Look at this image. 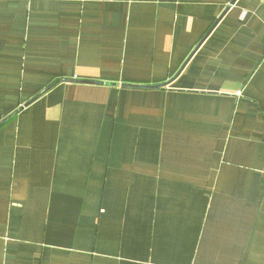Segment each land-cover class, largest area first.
<instances>
[{
	"label": "crops",
	"instance_id": "1",
	"mask_svg": "<svg viewBox=\"0 0 264 264\" xmlns=\"http://www.w3.org/2000/svg\"><path fill=\"white\" fill-rule=\"evenodd\" d=\"M231 1L0 0V264H264V0Z\"/></svg>",
	"mask_w": 264,
	"mask_h": 264
},
{
	"label": "water",
	"instance_id": "2",
	"mask_svg": "<svg viewBox=\"0 0 264 264\" xmlns=\"http://www.w3.org/2000/svg\"><path fill=\"white\" fill-rule=\"evenodd\" d=\"M235 1L236 0H232L231 1V3H230V6L231 5H234L235 4ZM230 6L228 7V8H226L224 11H223V14L217 19V22L214 24V26L211 28V30L210 31H212V29L221 21V19H222V17L224 16V14L229 10V8H230ZM210 31L208 32V33H210ZM203 43V41L201 42V43H199V45L196 47V49H194L191 53H190V56H189V58L186 60V62H185V64L184 65H186V63L190 60V58L193 56L192 54H194L195 52H196V50L199 48V46L201 45ZM184 65H183V67H184ZM182 67V68H183ZM181 68V69H182ZM163 85H156L155 87H152L153 89H158V88H160V87H162Z\"/></svg>",
	"mask_w": 264,
	"mask_h": 264
}]
</instances>
